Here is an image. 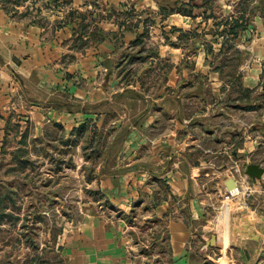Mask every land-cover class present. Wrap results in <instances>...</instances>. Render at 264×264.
Listing matches in <instances>:
<instances>
[{
    "label": "rangeland",
    "instance_id": "rangeland-1",
    "mask_svg": "<svg viewBox=\"0 0 264 264\" xmlns=\"http://www.w3.org/2000/svg\"><path fill=\"white\" fill-rule=\"evenodd\" d=\"M23 4H10L9 17L0 24V264H72L70 245L90 216L116 229L128 264H172L176 256L166 220L156 214L167 184L154 175L156 162L146 140L151 131L142 135L145 143L137 149L136 142L126 140L144 116H139V99L156 102L172 92L175 99H190V110L200 106L197 100L236 108L240 96L259 98L254 113L230 109L221 114L226 118L222 123L231 121L243 131L246 127L257 141L251 152L237 156L234 151L227 161L233 165L228 176L241 186L231 212L230 246L205 242L223 232L221 216L229 195L223 189L212 198L216 208L204 213L206 232L192 230L185 247L191 264H264V174L257 178L247 173L251 164L264 168V0H85L75 8L72 0ZM179 8L192 11L194 20L184 29L194 31L181 33L169 22L167 17L178 13L171 11ZM126 13L156 22L150 24L147 41L162 56L131 66L143 76L152 72L144 86L138 81L116 92L124 87L123 74L114 72L106 86L108 70L98 44L83 55L77 37L83 25L91 34L107 28L106 18L123 21ZM24 17L20 24L12 21ZM239 18L246 28L229 36L226 49L214 60L207 49L221 51L225 20ZM66 27L69 37L62 32ZM199 53L206 55L205 61ZM206 61L225 65L218 73L221 84L208 86L205 72L211 67L203 68ZM183 67L189 75L184 79ZM249 86L251 92L245 94ZM92 100L103 106L95 108ZM123 172L140 182L144 195L128 209L102 181L107 173L119 183ZM156 183L159 189L151 194ZM188 198L175 195L173 210H180Z\"/></svg>",
    "mask_w": 264,
    "mask_h": 264
},
{
    "label": "crops",
    "instance_id": "crops-1",
    "mask_svg": "<svg viewBox=\"0 0 264 264\" xmlns=\"http://www.w3.org/2000/svg\"><path fill=\"white\" fill-rule=\"evenodd\" d=\"M84 3L85 0H72L74 8ZM22 5L24 4L22 3L16 7L19 8ZM122 5L127 7L124 2H122ZM7 13L6 9L4 10L0 6L1 25L6 23V17H9ZM129 14L132 18L127 22V25L135 24L140 20L138 26L132 27V30L125 31L118 41L116 35L121 31H116V28L119 27L120 30L124 28H120L118 21H113L110 16V18H106L109 21L107 28L105 27V30L101 28L107 33L108 37L99 43H95L96 45L98 44L96 50L100 53V59L103 60L101 61L108 70L103 80L106 86L114 72L121 73L118 63L125 47L136 38L138 33L143 31V20L145 18L142 19L140 15L135 17L133 13ZM126 18L129 19L128 17ZM167 18L177 31H182L181 33L194 31V28L184 29L189 26L191 19L194 20L192 16L176 13L169 15ZM164 19L162 18V21ZM24 20L25 17L12 19L14 24H20ZM156 25L154 21L153 26ZM109 26L112 27L109 28ZM69 30L66 27L62 32L69 37ZM148 39H150V36ZM180 39H182V35ZM148 46H150L149 43ZM94 48L91 45L84 50H80V52L83 55H87ZM158 52L159 57L162 56L160 50ZM200 54L199 58L205 61L206 55L204 54L202 58ZM114 59L117 60L115 61ZM138 64L141 66L144 63ZM202 65L203 68L211 67L208 62L206 65L204 63ZM185 70L186 68L183 67L182 79L189 76ZM208 70L205 72L208 77V86L221 84L218 74L220 72L212 69V67ZM136 71L138 72V67ZM137 83L127 85L125 82L124 87L116 90V92L128 90L130 85L136 86ZM249 88H252V86H249ZM174 97L175 95L172 92L171 94L166 93L156 102L148 100L144 102L139 99L137 107L138 111H140L139 116H142L143 113L144 116L139 124L134 127V131L126 137V140H130L132 143L133 141L136 142L133 147L137 149L142 141L143 144L145 143L142 135H146L149 130L151 131L150 134H147L146 140L149 139L151 141L152 159L156 162L154 164L156 166L154 175L159 179L166 180L167 184V186L161 188L165 198L156 207V214L166 220V230L171 240L172 251L175 252L176 256V260L172 261V264H191L189 253L185 247L186 242L192 230L206 232L209 222L204 220V213L207 209L216 208L212 204V198L219 193L221 194L223 189H226L229 194L227 196L228 199L224 201L223 214L221 216L223 232L219 236L215 235L216 242L214 244L221 245L224 249L230 246L231 231L228 229H230L231 212L239 201L235 195L237 193L233 194L226 187L227 180L232 179L231 176H228L229 171L233 169V165L231 166L227 161H229V156L234 151L237 152V156L242 154V152H251L257 142L255 135L247 134V131H245L246 127H244L243 131L238 125L235 127V124L231 121L222 123V120L226 119L221 115L223 114L222 111L225 110V113L229 114L228 111L231 109L236 112L235 114L247 115L248 113H254L256 107L253 109L241 108L239 105L246 104L237 100L235 101L236 108H233L231 104L224 106V104H218L217 102L204 103L197 100L196 102H199L200 106L190 110V99H175ZM92 101L96 102L95 108L103 106L100 100ZM253 103L255 105V102ZM87 116L90 117L91 115L87 114ZM99 120L102 121L103 117ZM262 120L264 121V118ZM78 124H74V126L76 127ZM251 132L253 133V131ZM105 177V181L102 180L104 188L111 190L112 196L118 199L117 202L126 209L128 207L131 208V204L136 199L144 196L140 193V182L135 177L136 180H133V176L130 173L124 174L123 172L120 175L119 183L116 179H114L115 182L112 180V178H115L112 175H105ZM143 184L142 182L141 185ZM155 185L150 190L151 194H153L154 190L158 191L159 189V183ZM238 188L240 192L241 186L239 183ZM154 194H157V192ZM186 194L189 197L188 202L182 201L179 205L180 210H173L175 208H172L175 195L184 198ZM174 211L177 216L174 215ZM77 230L76 239L70 245L72 264H128L125 256H123V251H125L123 244H120L117 240L116 229L107 227L104 220L90 216ZM211 237L209 240L205 239V242L210 243ZM248 264H251L250 260Z\"/></svg>",
    "mask_w": 264,
    "mask_h": 264
},
{
    "label": "trees",
    "instance_id": "trees-1",
    "mask_svg": "<svg viewBox=\"0 0 264 264\" xmlns=\"http://www.w3.org/2000/svg\"><path fill=\"white\" fill-rule=\"evenodd\" d=\"M24 1H26V0H0V2L4 6V9H6V11H8V12L10 10V7H9L10 4L13 5V7H15V6L22 4ZM172 12L173 13L178 12V13H181L183 15H188V16L194 17L192 11L185 9V8L173 9L171 11V13ZM73 13L74 12L72 11L71 14H73ZM167 15H169V14H167ZM126 16L129 19L126 18L124 21H118L120 28H124L121 30V32H119L116 35L118 37V41L123 36L125 31L132 30L133 29L132 27L138 26V22L140 21V20H138L137 23H135V24H128L127 25V22L132 17L130 16L129 13H126ZM212 17H215V16L212 15ZM108 18H110V17H108ZM242 18L236 19L234 21H231L228 19L225 20L226 21L224 24L225 28L222 31H220V35L224 36V38H225L223 43H222V48H221L220 53L214 54L212 49H207L208 54L213 55L214 60L217 59V57H220L221 53H223L224 50L226 49L225 47L229 44V41H230L229 36L232 35L233 37H237L239 35L240 30L246 28L245 27L246 24L242 23L243 22ZM143 24H144L143 31L141 33H138L136 38L132 42H130V44L127 47H125L124 53H123V55L120 58L119 63H118V68H120V71L124 77V81L126 82L127 85H129L132 82L136 83L139 81L142 84V86H144L146 84V77L150 78L151 74H152V72L149 71V73H147L146 76L140 75V73H138L136 70H133L131 68V66L133 64H135V63H146L149 60H153L155 62L160 60L159 52L154 47L148 46V41H147L149 36H150V24L153 25L154 21L151 18H146L143 20ZM87 27H88L87 25L81 26V29L83 31V33H82L83 35L81 34L77 37V41H78L77 42V49L78 50H84L85 48L91 46L92 44L99 43L108 37L107 33H105L99 27L93 33L89 34ZM210 65H211L212 69L219 71L220 73H223V68L225 67L224 64L220 63L219 65H217V64H215L214 61H211ZM244 92H245V94L247 92H251V89L246 88V89H244ZM261 96H264V93H262ZM253 98L254 97L243 98L240 96V97H238L237 101L246 104V105H239L241 108L253 109L255 107L253 102H255L256 100L259 99L258 97L255 99H253ZM244 99H247V100L245 101ZM84 127L85 126L82 125V128H84ZM104 175H110V174L104 173ZM1 216L6 217L7 215L5 213H3Z\"/></svg>",
    "mask_w": 264,
    "mask_h": 264
},
{
    "label": "water",
    "instance_id": "water-1",
    "mask_svg": "<svg viewBox=\"0 0 264 264\" xmlns=\"http://www.w3.org/2000/svg\"><path fill=\"white\" fill-rule=\"evenodd\" d=\"M263 89H264V86H263ZM247 173L252 177L262 178L264 174V168L258 164H251L247 168ZM236 186H237V182L235 179L232 178V179L227 180L226 187L228 190ZM215 240H216V236L212 235L210 244L215 243Z\"/></svg>",
    "mask_w": 264,
    "mask_h": 264
},
{
    "label": "bare ground",
    "instance_id": "bare-ground-1",
    "mask_svg": "<svg viewBox=\"0 0 264 264\" xmlns=\"http://www.w3.org/2000/svg\"><path fill=\"white\" fill-rule=\"evenodd\" d=\"M236 182H237V181H236ZM229 191H233V194L238 193V192H239V189H238V183H237V186H236V187L230 189ZM235 195H236V194H235ZM215 242H216V240H215Z\"/></svg>",
    "mask_w": 264,
    "mask_h": 264
}]
</instances>
